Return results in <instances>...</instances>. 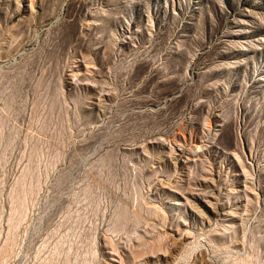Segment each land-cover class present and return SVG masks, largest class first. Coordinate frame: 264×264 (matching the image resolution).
<instances>
[{
	"label": "rangeland",
	"instance_id": "obj_1",
	"mask_svg": "<svg viewBox=\"0 0 264 264\" xmlns=\"http://www.w3.org/2000/svg\"><path fill=\"white\" fill-rule=\"evenodd\" d=\"M0 264H264V0H0Z\"/></svg>",
	"mask_w": 264,
	"mask_h": 264
}]
</instances>
